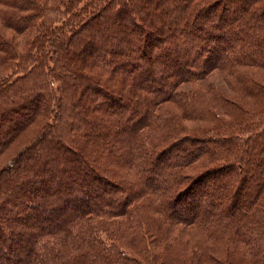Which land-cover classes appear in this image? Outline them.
<instances>
[{
    "label": "trees",
    "instance_id": "obj_1",
    "mask_svg": "<svg viewBox=\"0 0 264 264\" xmlns=\"http://www.w3.org/2000/svg\"><path fill=\"white\" fill-rule=\"evenodd\" d=\"M155 2L0 0V264H264V0Z\"/></svg>",
    "mask_w": 264,
    "mask_h": 264
},
{
    "label": "rangeland",
    "instance_id": "obj_2",
    "mask_svg": "<svg viewBox=\"0 0 264 264\" xmlns=\"http://www.w3.org/2000/svg\"><path fill=\"white\" fill-rule=\"evenodd\" d=\"M38 1H42V0H38ZM46 1H51V0H46ZM154 2H155V0H154ZM227 2V1H226ZM156 4L155 5H157L160 9L159 10H161L162 11V9H163V5L165 4V3H169V0H162V1H156L155 2ZM220 4V3H219ZM219 4H217L216 6H215V11L213 12V14H212V18H213V15H214V13L216 12V11H218V8H220V6H218ZM139 34H140V32H138ZM3 37L4 38H8V40H10L11 41V39H12V37H9V34H8V36H6V35H3ZM23 37V36H22ZM21 37V38H22ZM22 39H25L24 37L22 38ZM18 41V42H17ZM14 42H17V43H15L14 45H18V43L20 42V39L18 40V39H16ZM214 75H216V76H214ZM215 77H217V79L219 80L220 78H221V80H222V78H223V74H213V76H212V78L211 79H209V84L210 85H213V84H215V81H216V78ZM221 80H219L220 82H221ZM101 97H103V96H101ZM85 99L83 98V100L82 101H84ZM103 100H105V103H106V108H110V109H113V107H114V105L113 104H111V103H109L107 100V98L106 97H103ZM112 107V108H111ZM53 140V138L52 137H49L45 142H46V145L47 146H49V142L50 141H52ZM21 141V140H20ZM20 147V146H19ZM19 147H18V145L15 147V148H11V150L9 151V152H7V154L6 155H4V156H2V159H0V166L3 164V163H5L10 157L9 156H11L13 153H15L18 149H19ZM35 154L33 153V155H31V157H26V159L25 160H23L24 162H25V164H31L33 161V159H30V158H32V156H34ZM41 157H42V155H41ZM213 187L214 186H208V187H206L207 189H205V190H203L202 191V188L200 189V192H197V193H200L202 196H206L207 194H209L210 193V191H209V188L210 189H213ZM197 200H198V198H197ZM199 201V200H198ZM194 210V209H193ZM184 234L182 235V237H184V238H182V240H186L187 238H189L190 236H191V234L193 233V230L192 229H190V230H188L186 233L185 232H183ZM188 235V236H187ZM194 238H195V236H193L192 237V241H194ZM159 252V251H158Z\"/></svg>",
    "mask_w": 264,
    "mask_h": 264
}]
</instances>
